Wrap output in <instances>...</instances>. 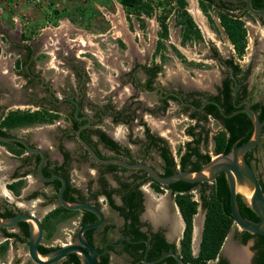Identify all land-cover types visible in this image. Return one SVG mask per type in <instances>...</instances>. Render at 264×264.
<instances>
[{"label":"flooded vegetation","instance_id":"flooded-vegetation-1","mask_svg":"<svg viewBox=\"0 0 264 264\" xmlns=\"http://www.w3.org/2000/svg\"><path fill=\"white\" fill-rule=\"evenodd\" d=\"M229 1L232 3H237L239 0ZM246 16L248 15L243 16L242 19L244 20V17ZM250 16L254 17V19H261L264 17V14H250ZM207 44H209L210 49L209 57L218 61L221 66L220 78L218 82H216L211 87V89L205 87L183 88L182 86L177 85L165 87L164 85L157 82L159 74H157L156 77H153L152 82L149 85L151 87H146L145 83L149 77V73H146L142 66L150 68L151 64L137 63L138 66H134L135 68H133V70L139 68L137 71H140L143 75L141 87L147 92L157 93V102L155 103V106L147 108L149 113H164L167 106L169 105V101H173L179 105V109L175 112V115L177 113L181 115L184 114L186 117L190 118V116L195 113V117L190 118L194 123L200 117V123L211 119L221 125L220 121L217 120L212 115V113H208L205 110L206 106L212 103H206L203 108L198 110L194 109L191 105H195V103L199 102V105L197 106H200L207 100H215L222 106V101H224V98L221 96V91L225 81L228 80L227 82L230 93L225 104L232 107V110L229 113L244 107V101L248 100L251 107L257 112L258 116L261 114L262 107H264V78L262 77L263 75L259 74L256 69V66H259L260 64L259 61L249 58L248 62L243 66L240 65L236 60L235 55L222 57L216 46L209 42H207ZM23 46V49H12L15 52L17 51V56L21 57V60L25 61V69L21 70L23 72H21L19 68H16L15 66L13 70L16 75L21 76L24 80L21 87V98L18 99V101H22L25 106L33 108L32 110L24 111L44 112L46 110L49 115L46 116V122H37L32 125L23 124L19 127H15L21 130L19 134L14 132L13 129L15 128L9 129L5 126L0 127V129L5 133H0L1 136H17L22 138L32 149H27L19 142L0 140L2 142L16 146L19 150H21L18 154L22 155L20 158L21 170L11 176L12 179L16 180L6 184L7 189H9L11 192L0 195V216L3 218H8L20 213H25L39 218L43 227L42 238L37 246L40 253L53 251L66 244H79L77 239V231L80 226L85 223L95 222L98 220L97 215L88 210H70L72 212L60 210V212H55V210L59 209L60 207L64 208L59 203L57 198L61 181L55 178L51 180H44L39 177L37 169L41 161V154L34 150H40L44 156V162L41 167L43 176L49 178L55 175H61L65 179L66 185L63 191V197L65 193L69 197L74 198L73 200L75 202L91 204L97 207L103 213V222L101 225L88 229L84 232V237L99 251L97 261L101 256H106L108 258L109 264H120L119 262L123 258L128 261V264H131L133 258H135L136 255L143 253L144 250L143 256L145 263L146 257L154 250V234L156 233L163 235L168 243H174L178 248L180 239L177 238V243L176 240H169L166 236L168 225L164 224L155 227L148 221L142 220L140 217L146 207V197L144 192L145 186H151L150 181H143L148 178L145 172L127 168L124 170L122 169L123 167L118 165V168L111 169L109 168V165L114 164H101L96 162L83 149L82 145H80L76 139V132L80 127H82L80 130L81 137L86 140L101 157H119L128 162L143 161L155 167L162 174L163 161L159 156V150L157 147L153 146L147 149L146 138H144L146 140V145L144 144L142 146L140 157H134L131 149L126 144L121 143L120 139L114 136H109V134L100 125L104 117L109 118L112 124H118L122 122L127 124V122H129L133 117L132 112L130 110V112L127 111L125 106L118 107L109 101L105 102L102 106L92 107L88 97L85 95L83 88L87 78V73L84 70L85 67H81L79 64H77L75 62L77 60L75 59L74 55L68 50L64 56H61V62L72 72V75L75 78V83H69L67 81L61 85V88H56L54 84V78L47 77L44 70H37L38 64L40 62L37 57L40 56V54H45L46 51L35 48L31 43H26ZM213 47L217 50V54L215 56L212 50ZM231 58L234 59V62L232 64L226 63V60ZM79 62L82 64L81 60H79ZM234 64H239V70ZM130 74H132V72H129L128 75L130 76ZM236 83H238V85ZM55 89L58 90L59 94L56 93ZM7 91L8 90H4L3 85H0V99L1 97L4 98ZM8 100L14 101L12 98H9ZM15 100L17 101V99ZM75 103H77L79 107L78 116L81 118H76L73 114L74 110L76 109ZM87 107H90L91 109L86 110ZM5 109V107L0 106V125L2 120L9 113V111L5 112ZM83 116H89L90 121L88 122L87 119L82 118ZM262 121H264V116ZM35 124H50V126H53V128L44 129L48 130L46 133L29 130V128ZM144 124L150 129L152 134L162 137L158 135L157 132L152 131L150 126L145 122L141 123L143 129ZM100 132H103L112 138L118 144L117 149L106 146L100 139ZM263 135L264 125L262 138ZM102 149L108 153L103 152ZM154 151L157 153L159 158L158 167H156L149 159L150 155H152V152ZM251 157V167L255 171L259 182H264V179L258 176L257 169L254 165V152L251 154ZM77 171L80 172L78 174H85L87 176L90 174L92 175L90 176L92 178L87 179L84 183H78L76 182V179L72 178L73 172ZM123 173H127L125 178L122 177ZM109 177H111L112 180H110ZM122 181L131 182L132 185H130L128 189L123 190L120 183ZM11 185H20V189L22 190L21 194L19 191L12 189ZM134 191H140L141 194V207L138 204L137 206H134V208L136 212L142 209L141 213H139L140 225L138 226V230L143 233V235H139L136 238L131 237L133 233L127 232L128 230L126 228L127 226L125 225L122 212L111 206L109 203V197L107 196V192H110L109 196L110 199L113 200V203L122 206L124 211H126L127 209L123 204L122 196L124 193L128 194ZM163 192H168L173 197L169 189L163 188V191L159 193ZM101 201H104L110 214H107V212L104 210ZM18 202H21V204H18ZM162 209L163 207L160 210L162 211ZM160 210L159 212H161ZM109 215L112 216L113 220L108 218ZM160 216H162V214ZM177 218H180L179 212L177 214ZM118 219H120L119 222ZM67 220L76 224V227L75 230H72L71 233H68L69 236L66 241L61 242L60 239H55V233L57 231L56 227L57 224L59 225V223L66 222ZM179 228L180 225L177 224L176 220V223H173L172 234L174 235L177 230H180ZM29 232L30 225L24 220L19 221L11 228L0 226V264H23L21 260L22 254L19 253L16 255L17 249L15 248L21 245L25 246L27 250ZM234 238L239 244H244L241 243L240 238H238L236 234H234ZM249 240H253L254 245V239L251 238ZM145 241H147V243H145ZM142 244L144 245V248H142ZM42 248H47L49 250L42 251ZM232 249L233 248L227 244L224 251L225 253H230ZM169 251L174 250H167L162 254ZM9 254H12L10 258ZM26 254L30 264H36L30 259L28 251ZM71 254L73 253H68L61 260L53 264H73L71 261H69ZM162 254H160V256ZM219 256L226 259L228 264H232L231 258L226 254L224 256L219 254ZM154 259L152 258L147 261L150 262ZM232 259H234L235 264H245L242 260H240V258H237L236 255L232 257ZM160 262L145 264H159ZM216 262L217 259L209 261L210 264H214ZM251 264H253V258L251 260Z\"/></svg>","mask_w":264,"mask_h":264},{"label":"rangeland","instance_id":"rangeland-1","mask_svg":"<svg viewBox=\"0 0 264 264\" xmlns=\"http://www.w3.org/2000/svg\"><path fill=\"white\" fill-rule=\"evenodd\" d=\"M26 2L27 4H33L36 11L37 8L43 9V11L38 10L41 14L36 16H39L42 23L44 22L42 24L44 33L55 30V61L54 63H48L53 56L47 53L40 54L37 57L40 60L37 70H44L47 77H53L56 88H61V85L67 81L75 83L72 72L61 62V56H64L68 50L77 60L75 62L81 67H85L84 70L87 73V78L83 88L92 107L102 106L105 102L109 101L118 107L125 106L126 110H130L133 114V117L127 124L123 122L112 124L109 118L104 117L100 125L109 136L120 139L121 143L126 144L131 149L134 157H140L145 140L144 129L141 123L145 122L150 126L152 131L157 132L158 135L163 137L172 155L178 161L180 153L184 150L185 142L191 140L187 129L194 122L184 114L177 113L175 115V112L179 109V105L173 101H169V105L164 113H149L147 108L155 106L157 93L147 92L141 87L143 75L140 71H137L139 68L135 70L133 68L137 66V63L151 64L155 60L161 63L162 68L157 78L159 84L165 87L177 85L183 88L205 87L211 89L220 78L221 66L218 61L209 57L210 49L207 42L216 46L222 57L235 55L233 47L220 26L215 12L210 11L212 18L210 23L203 13V16L201 14L198 19L197 14H193L191 11L193 7L189 6L192 2L190 0V4L186 5V9L193 16L194 20L200 23L204 40H186L183 38L181 26L176 22L173 15L177 11L175 4L171 5V8L166 4H159L160 6L157 8L155 6L150 14H145L144 12L138 13L133 9H127L126 11L124 8L125 12L123 11L122 16L121 10L123 9L120 6L119 0H40L39 2L35 0H21L15 5L18 7L20 4ZM44 11L47 12L44 14ZM128 14L131 16L129 17ZM156 14L158 22H160L163 16L168 18L166 36L159 37V32H161L162 28L160 23L158 26L157 21L154 19L156 18ZM112 16L116 17V23L112 21ZM27 17L28 19L26 20L29 21V18L33 19L35 15L27 13ZM244 21L248 34V42L244 55L241 57L235 56V58L243 66L248 62L249 58L259 61L260 64L256 66V69L264 78V17L254 19V17L246 16L244 17ZM62 22L69 25L67 29L61 27ZM37 32L32 30V33L26 37V40H30L35 35L43 34L42 31H39L40 33ZM129 38H131L132 42ZM159 39L162 44L158 49L157 55H155L156 58L153 59L154 48ZM38 41L34 42V46L40 45ZM131 43H133V46ZM135 46L138 49H135ZM160 55L164 56L162 62L159 57ZM79 60L82 61L83 65ZM129 72H132L130 76L128 75ZM22 81L23 79L20 77L15 79L16 83ZM17 91L21 93L22 88ZM55 91L59 94L57 89ZM24 109L26 107L17 110L24 111ZM27 109H30V107H27ZM90 109V107L86 108V110ZM44 126L45 124H35L29 130H34L35 132V128L42 127L40 132L46 133L48 130H44L46 129ZM200 126L208 133L207 141L201 145V150L209 152L214 157L212 136L220 130L221 125L209 119L201 123ZM18 129L13 130L15 133H18L20 132ZM196 130L200 129L196 128ZM102 151L108 153L103 149ZM152 153L149 159L158 167L159 158L157 153L155 151ZM254 158V165L258 176L264 179V135L254 150ZM79 171L73 172L72 178L76 179V182L84 183L87 179L92 178L90 174L88 176L78 174L80 173ZM126 174L123 173L122 177L125 178ZM109 179L112 180L111 177ZM144 192L146 200L151 203L154 214L159 213L160 210V208H156L158 202L156 199L160 195L164 196L163 209L175 213L176 206L173 197L168 192H155L149 185L145 186ZM193 193V197L199 201L197 190H194ZM102 207L107 214H110L104 201L102 202ZM203 211L202 206L199 205L197 219L199 218L200 220ZM142 216L144 218L149 216L146 210ZM108 218L113 220L111 215ZM158 224L160 223H156L155 226H158ZM165 225H168L167 233H170L171 229L169 227L171 225L167 223ZM75 227L76 224L68 220L59 223V225L57 224L55 239L65 242L69 236L68 233L75 230ZM239 230L237 226H232L219 254L221 256L226 254L230 257L232 264H235L234 259H232L235 255L245 264H251L254 256L253 240L239 244L234 238V234ZM199 231L200 227L197 225L194 242L198 238ZM180 234L177 233L179 236ZM176 238L177 236H175L174 240ZM227 244L233 248L230 253H225L224 251ZM196 248L194 247L193 249L194 253H196ZM15 249H17L16 255L22 254L21 260L23 264H30L25 246L20 245ZM11 255L9 254V258ZM119 263L128 264V261L123 258Z\"/></svg>","mask_w":264,"mask_h":264},{"label":"trees","instance_id":"trees-1","mask_svg":"<svg viewBox=\"0 0 264 264\" xmlns=\"http://www.w3.org/2000/svg\"><path fill=\"white\" fill-rule=\"evenodd\" d=\"M120 4L127 9H133L135 12H144L145 14H150L153 7L143 1V0H119ZM165 2V3H164ZM159 4H166L170 8L171 5H176L177 10L181 16L178 22L181 25L183 38L188 39H198L202 40V34L199 28L194 23L193 19L186 9V0H159ZM203 11L207 12L209 8H213L217 11V16L219 18V24L223 28L230 44L233 46L234 54L237 57H241L245 53L247 46V29L245 26V21L242 19L243 16H250L246 9L245 1L239 0L237 3H232L229 0H200L199 2ZM252 5L254 8L264 7V0H252ZM130 17L131 15L128 14ZM166 16H163L160 20L161 32H159V37L166 36ZM120 41V40H119ZM161 40L157 41L156 50L153 57L157 55L158 49L161 45ZM214 56L217 54L216 48L213 47ZM164 60V56H159ZM234 59H227L226 63L232 64ZM239 70V64H234ZM138 66V65H137ZM146 73H149V77L146 80V87L152 82L153 77H156L162 70L161 63L153 61L150 68L142 66ZM228 81V80H227ZM225 81L223 89L221 91V96L224 98L222 101V107L225 113H229L232 110L230 105L225 104L226 99L229 96L230 90L228 87V82ZM195 105H199L195 103ZM208 113L220 121L221 128L216 133L213 134V151L217 155L219 153L226 154L230 151L233 146L241 144L247 141L252 135L253 125L249 117L241 112L235 114L231 117H224L213 104H208L205 108ZM49 113L45 110L40 111H20L12 110L6 115L2 120L0 127L15 128L23 124L32 125L37 122H46V116ZM264 107H262V112L259 114L260 120H263ZM195 113L190 116L194 118ZM205 119V118H204ZM201 118L199 117L197 121L187 129V133L191 136V140L185 142L184 150L180 153L178 161L172 155L166 141L159 136H155L150 132V129L144 124L145 138L147 140V149L151 146L157 147L159 150V156L163 161V175H169L177 170H197L202 164L208 162L212 157L209 152H202L200 145L207 141L208 133L200 125ZM199 128L200 130H196ZM0 133L4 132L0 129ZM5 134V133H4ZM101 141L108 147L117 149L118 144L110 138L107 134L100 132ZM146 140H144L143 145H146ZM0 143L8 144L6 142L0 141ZM258 145V144H257ZM257 145L246 153V161L251 166V154L257 148ZM21 151V150H20ZM19 151V152H20ZM109 168H118L117 165H109ZM126 170L125 168H122ZM142 171V170H139ZM104 181V180H103ZM143 181H150L151 187L156 192H162L163 188H167L171 191L173 195V201L177 205L178 210L183 219L184 227L182 231V236L179 240V247L177 248L174 243H168L163 235L160 233L154 234V250L150 255L146 257V260L154 259L163 252L167 250H174L179 253L181 259L186 264H197L200 262L210 264L209 261L216 260L214 264H228V261L219 256L220 249L227 237L229 231L233 226V218L230 215V205H229V188L226 180L225 173H220L214 181L209 182H194L188 183L184 181H176L167 186H161L160 184L152 181L150 178H146ZM121 187L123 190L128 189L131 182L122 181ZM141 183V182H140ZM261 188L264 193V182H261ZM20 185H11V188L18 191ZM197 190L199 201L194 199L193 191ZM110 192H107L109 197V203L111 206L117 208L122 212V216L127 226V232L133 233L131 237L136 238L139 235H143L138 230L139 213L142 209L136 212L134 206L138 204L141 207V194L140 191L130 192L128 194H123V204L126 207V211L120 205L113 203L110 199ZM64 198L68 202H75L72 197H69L64 193ZM237 205L241 214L249 219L258 220L255 213L251 208L245 203L241 194L236 196ZM205 209V216L203 220V226L199 241V247L197 254H193L191 242H192V232H193V217L197 213L198 205ZM64 210L65 212H72L66 208L60 207L55 210V212H60ZM67 215V214H66ZM236 236L240 238L241 243H246L249 239H254L253 249L255 255L253 257V264H264V236L260 234H253L248 231L239 230ZM142 248L144 245L142 244ZM47 248H42V251H48ZM144 250L133 258L131 264H145L144 263ZM69 261L73 264H81L80 259L77 254L73 253L70 255ZM96 264H109L108 258L106 256H101ZM159 264H177L173 257L168 256L162 260Z\"/></svg>","mask_w":264,"mask_h":264},{"label":"water","instance_id":"water-1","mask_svg":"<svg viewBox=\"0 0 264 264\" xmlns=\"http://www.w3.org/2000/svg\"><path fill=\"white\" fill-rule=\"evenodd\" d=\"M245 6L247 11L252 15L264 14V7L254 8L252 5V0H245ZM236 84L238 85V83ZM206 103L214 104L219 109V112L227 118L237 114L238 112L247 114L252 122L253 131L252 135L247 141L233 146L226 154L219 153L214 157H211L208 162L202 164L201 167L197 170H177L172 174L163 175L155 167L143 161L128 162L119 157H101L93 149V147L81 137L80 130L82 127L77 130L76 139L80 143V145H82L83 149L96 162H99L101 164H114L132 170H142L145 172L148 178L160 184L161 186H167L179 180L188 183H211L220 173L224 172L229 188L230 215L233 218V225L237 226L242 231H248L253 234H260L264 236V193L255 171L245 158L246 153L252 150L260 142L262 138L264 121L260 120L257 112L251 107L248 100L244 101V107L231 113H225L222 109V106L215 100H207L200 106H191L194 109L198 110L203 108ZM75 104L76 109L74 110L73 114L76 118H81L78 116L79 107L77 103ZM82 118L87 119L88 122L90 121L89 116H83ZM0 140L19 142L27 149L32 150L24 139L17 136L3 137L0 135ZM34 151L41 154V161L37 169L39 177L44 180H51L55 178L61 181V186L57 193L59 203L68 210L82 209L91 211L97 215L98 220L95 222L85 223L80 226L77 231V239L79 244H66L47 253H40L37 248L42 238L43 227L41 221L36 216L25 213H20L8 218H3L0 216V226L11 228L22 220L29 223L30 232L27 251L30 259L36 264H53L61 260L68 253L77 254L81 264H96L99 251L91 242H89L84 237V232L88 229L95 228L101 225V223L103 222V213L97 207L88 203L68 202L63 197V191L66 185L65 179L61 175H55L49 178L44 177L41 172V167L44 162L43 153L40 150ZM238 193L242 195L243 200L255 213L258 220L249 219L241 214L236 200V196ZM145 243H147V241H145ZM168 256L173 257L177 264H186L176 251L166 252L153 261L149 262L146 260L145 263L160 262ZM197 264L206 263L200 262Z\"/></svg>","mask_w":264,"mask_h":264},{"label":"crops","instance_id":"crops-1","mask_svg":"<svg viewBox=\"0 0 264 264\" xmlns=\"http://www.w3.org/2000/svg\"><path fill=\"white\" fill-rule=\"evenodd\" d=\"M144 1L149 3L150 5H152L153 8H155V6H156V8L158 6H160L159 0H144ZM186 1H187V4L188 3L190 4V0H186ZM199 2H200V0H192L191 4L189 5L190 7H193L191 9V11L193 12V14H197L198 19H199V16L203 13L207 17V19L210 23V20H212L211 15H210V11H214L216 16H217V11H215L213 8H209L207 10V12H205L201 8ZM162 5H164V4H162ZM120 6L123 9V10H121L122 11L121 14L123 16V11L125 12V10H124V7L122 5H120ZM38 10L43 11V9H38V8L36 11V8L34 7V5L29 4V3L27 4V2L20 4L18 7L12 3L0 2V85H3L4 90H8L6 95L4 96V98L1 97L0 106L6 108L5 112L16 110V109H19L22 107H26V109H24V110H32L33 109L32 107H30V109H27V106H25V104L22 101H18V99H20L21 97H20V92L17 90H20V88L23 85L24 80L22 82L16 83L15 79L18 77H20V78H22V77L16 75L13 72V70H14V66L16 68H19L20 71L24 70L25 69L24 68L25 61L21 60V57L17 56V51L15 52L12 49H15V50L16 49L17 50L23 49V47H24L23 45L26 43H31L34 46L35 41L41 40V41H38V44H40V45L38 47L37 46H34V47L39 48L42 51L43 50L46 51L45 54L47 53V54L52 55L53 57H52L50 62L54 63V61H55V58H54V56H55V30L54 31H48L45 33L43 32L44 29L42 28V24L44 22L42 23V20L39 18V16H36V15L41 14V12ZM46 12L47 11H44L43 13L45 14ZM27 13L34 14L35 17L33 19L30 17L29 18L30 20L27 21L26 20V19H28ZM203 14H202V16H203ZM190 16L193 19L196 26L199 28V30L202 34V38H203L202 40H204L203 31L200 27V23L197 22L196 20H194L192 15H190ZM154 19H155V21H157V14H156V18H154ZM217 19L219 20L218 16H217ZM112 21L114 23L117 22L115 16H112ZM156 23H158V26H159V22L157 21ZM68 26L69 25L67 23H64V22H62V24H61L62 28L67 29ZM202 27H205V26H202ZM32 30L38 31L37 33H40L39 31H42L43 34H38L37 36L35 35V37H32L30 40H26V37H28L32 33ZM129 40L132 42L131 38H129ZM131 44L133 46V43H131ZM45 49H47V50H45ZM135 49H138V47L135 46ZM155 49H156V45L154 48V52H155ZM154 52H153V54H154ZM53 58H54V60H53ZM152 58L155 59L156 57L155 56L153 57V55H152ZM21 72H23V71H21ZM9 98L14 99V101H9L8 100ZM15 99H17V101ZM44 127L46 129H52L53 128V126H50V124H47ZM15 129H17V128H15ZM37 129H39V130H37ZM18 130L21 131L20 129H18ZM35 130H36V132L40 131V130H42V127H37V128H35ZM18 134H19V132H18ZM19 151L20 150L16 146H14L13 144L0 143V195L1 194L2 195L8 194V192L9 193L11 192L9 189H7L6 184L12 182L13 180H16V179H12L11 176H13L14 174H16L17 172H19L21 170L20 158L22 155L18 154ZM17 189L21 194L22 190L20 189V187H18ZM194 199H196V198H194ZM156 200L158 201L156 208L161 209L164 205V196L160 195L159 199H156ZM19 203L21 204V202H18V204ZM145 204H146L145 210L147 212V215H149V216L146 217L147 219L142 216V214L145 212V210H144L142 212V214L140 215L141 219L148 221L153 226H155L156 223H160V224H158V226H161V225H164L167 223V224L171 225V227H173V223L174 222L176 223V220H177V224L180 225V228H179L180 230H177V232L173 235L172 234V228L169 227L171 229V231H169L170 233H166V236L169 240H174L175 236H177V238L180 239L182 231H183L184 223H183V219L181 217V214L178 210L177 205L174 203L176 206L175 213H173L170 210L162 209V211L160 210L161 212L154 214L152 207H151V203L148 200H146ZM199 205H201V204H199ZM199 205H198V207H199ZM203 210L204 211H203V214H202L200 220H199V218L197 219L198 208H197V213L193 217V232H192L191 247H192L193 254H195V255L197 254V251H198L199 241H200V236H201V231H202V226H203V220H204V216H205V209L203 208ZM176 211H177V213H176ZM178 212L180 214L179 219L177 218ZM161 214H162V216H160ZM197 225L200 227V231H199V235H198L197 240L194 242V235L197 231ZM177 233H181L180 236L177 235ZM168 235H170V236H168ZM177 238H176V241L178 243ZM194 247H197L196 251H195L196 253H194V250H193Z\"/></svg>","mask_w":264,"mask_h":264},{"label":"built area","instance_id":"built-area-1","mask_svg":"<svg viewBox=\"0 0 264 264\" xmlns=\"http://www.w3.org/2000/svg\"><path fill=\"white\" fill-rule=\"evenodd\" d=\"M21 0H0V2H7V3H12V4H16L18 2H20ZM36 2H39L40 0H35ZM176 8V7H175ZM177 9V8H176ZM173 12H175V10H173ZM174 18L176 19V22L178 23L181 19V16L179 14V11L177 10L175 12V14L173 13ZM165 23H168V18L165 19ZM180 25V24H179ZM181 26V25H180ZM248 36V34H247Z\"/></svg>","mask_w":264,"mask_h":264}]
</instances>
